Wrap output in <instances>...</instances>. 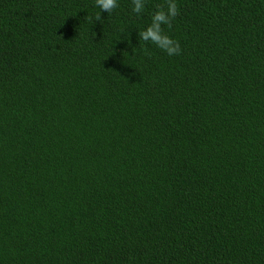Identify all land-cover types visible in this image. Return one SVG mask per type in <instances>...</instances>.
Here are the masks:
<instances>
[{
    "label": "trees",
    "instance_id": "obj_1",
    "mask_svg": "<svg viewBox=\"0 0 264 264\" xmlns=\"http://www.w3.org/2000/svg\"><path fill=\"white\" fill-rule=\"evenodd\" d=\"M164 3L0 0V264H264V0Z\"/></svg>",
    "mask_w": 264,
    "mask_h": 264
},
{
    "label": "clouds",
    "instance_id": "obj_2",
    "mask_svg": "<svg viewBox=\"0 0 264 264\" xmlns=\"http://www.w3.org/2000/svg\"><path fill=\"white\" fill-rule=\"evenodd\" d=\"M132 11L137 15L145 9V0H132ZM95 5L101 12H112L117 8L118 0H95ZM179 15V8L176 0H165V3L157 6L153 12L151 23L139 32V38L155 44L159 49L166 52L169 56L179 55L181 47L177 40L165 33L163 26L171 28L173 20ZM100 13H97L96 20H101Z\"/></svg>",
    "mask_w": 264,
    "mask_h": 264
}]
</instances>
